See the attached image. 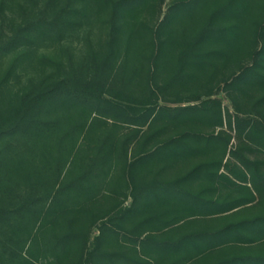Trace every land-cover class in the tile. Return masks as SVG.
<instances>
[{"label":"trees","instance_id":"trees-1","mask_svg":"<svg viewBox=\"0 0 264 264\" xmlns=\"http://www.w3.org/2000/svg\"><path fill=\"white\" fill-rule=\"evenodd\" d=\"M165 1L0 0V264H264V0Z\"/></svg>","mask_w":264,"mask_h":264},{"label":"rangeland","instance_id":"rangeland-1","mask_svg":"<svg viewBox=\"0 0 264 264\" xmlns=\"http://www.w3.org/2000/svg\"><path fill=\"white\" fill-rule=\"evenodd\" d=\"M174 1L175 0H166L159 9L157 8L156 12L154 14L155 18H159V21H162L164 19L165 15H166V13L168 12L169 7L172 5V3ZM8 15L10 17L9 13L7 14V17H8ZM98 34H99V30H97V31L95 30V34L94 35L98 36ZM65 45L67 47L71 48L72 51H74L75 53H80L81 50H82V47H83V41H82L81 37L78 38L76 36H73V37H69L65 41ZM259 48L260 47H258V49ZM249 63H251V62L250 61L248 62V60H245V64H249ZM250 95L253 98H257V94L256 93H250ZM235 96L237 97L238 105H240V107L242 108L243 111H247L248 106H249L247 97L244 98L242 95H239L238 93H236ZM216 98L221 100L223 109L225 111H229V113L232 116H236L237 115V112L235 110V103L231 100V98L229 97L227 92H225V90L218 92L217 95H216ZM240 116L242 117L243 115H240ZM251 117L252 118H256V115H252ZM222 130L225 133H227L229 136H231V138H232L231 146L234 149L238 145L235 132L234 131L230 132L227 127H224ZM95 235H97V231H94L93 236H95Z\"/></svg>","mask_w":264,"mask_h":264}]
</instances>
